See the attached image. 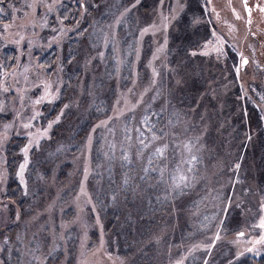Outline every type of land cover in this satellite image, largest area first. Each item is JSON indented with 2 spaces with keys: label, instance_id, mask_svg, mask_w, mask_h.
Instances as JSON below:
<instances>
[{
  "label": "rangeland",
  "instance_id": "374dc122",
  "mask_svg": "<svg viewBox=\"0 0 264 264\" xmlns=\"http://www.w3.org/2000/svg\"><path fill=\"white\" fill-rule=\"evenodd\" d=\"M80 1L89 22L66 25L59 5ZM21 2L0 4V231L15 224L11 264L264 258V0ZM99 102L106 115L73 151ZM13 134L25 138L20 203L3 196ZM98 199L117 212L109 231Z\"/></svg>",
  "mask_w": 264,
  "mask_h": 264
},
{
  "label": "trees",
  "instance_id": "16d2710c",
  "mask_svg": "<svg viewBox=\"0 0 264 264\" xmlns=\"http://www.w3.org/2000/svg\"><path fill=\"white\" fill-rule=\"evenodd\" d=\"M9 3L11 4H15L16 6H19L22 4L21 0H0V4H5L8 5ZM84 3V4H83ZM248 3V0H247ZM249 4V3H248ZM70 5V6H69ZM66 4L65 2H62L59 5V13L62 15V21L65 22L66 25H70L72 23H75L77 21H79L81 23V26H86L87 23L90 20V11L92 10L91 7L88 8L89 13L87 12L86 15L84 13L83 7L84 9L87 7L85 2L80 1L75 5H71L70 3ZM69 9H71L73 11L72 14H69ZM87 9V8H86ZM1 17V16H0ZM74 39H71L69 41V44L67 45V47H72L74 46L76 43L72 42ZM49 52V51H48ZM47 52V53H48ZM71 51H69V57L73 56V54L71 53ZM105 63L107 66V69L112 70L114 63H113V52H111L110 48H106L105 50ZM133 58V54L128 55L126 58H124V64H123V68L122 71L124 72V77L127 78L131 73H130V64H131V59ZM45 63H47V65H49V61H45ZM107 113V106L105 105V103H97L93 106V108L89 111V119L87 121H85L80 127L79 129H77V131L74 133L73 135V143L71 145V149L74 151V149H77L79 147V145L84 141V137L86 135V132L88 131V126H89V121L94 122V120H97L99 118H103L104 115H106ZM4 120L3 116H0V123ZM25 138L23 135H11L9 137V139L6 141V145H5V153L7 154V160H6V164L8 166L7 168V174H8V181H7V189L6 192L4 193V201H12L13 202H19V194L22 191L21 185L18 183L16 174H15V168H16V164L17 162H19L20 160V148L21 146L25 143ZM96 148V146H95ZM98 154L94 151V160H97ZM111 178V176H109ZM108 183L111 186L112 181L111 180H107ZM99 202V206L101 207L102 211V215L104 218V224H105V228L106 231H109V228L111 229L113 223L114 218L116 219V215L117 212L115 211H111V208H107L104 206L103 202L100 201V199L97 200ZM19 206H21V204H19ZM12 214V213H11ZM14 232H15V224L13 223L11 226H7L6 228H2V231H0V239H2L4 241V247H3V252L1 254L2 256V260L4 261V264H11V261L9 260L8 256H9V249L12 241L14 240ZM6 238H8V240H5ZM261 259H264L263 256H260L259 258L255 257V256H246L245 260H244V264H254L257 261V264H264L262 263Z\"/></svg>",
  "mask_w": 264,
  "mask_h": 264
},
{
  "label": "snow or ice",
  "instance_id": "6c2138e0",
  "mask_svg": "<svg viewBox=\"0 0 264 264\" xmlns=\"http://www.w3.org/2000/svg\"><path fill=\"white\" fill-rule=\"evenodd\" d=\"M192 55H196V53H192ZM244 63H247V61L245 60ZM237 71H238V69H237ZM193 159H195V158L193 157ZM21 167L23 168V166H21ZM237 167H239V165H237ZM260 227L264 228V220L261 221ZM240 235H243V233H240ZM262 239H264V238H262Z\"/></svg>",
  "mask_w": 264,
  "mask_h": 264
}]
</instances>
